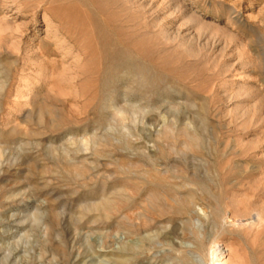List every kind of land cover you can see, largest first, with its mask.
<instances>
[{
    "label": "rangeland",
    "instance_id": "obj_1",
    "mask_svg": "<svg viewBox=\"0 0 264 264\" xmlns=\"http://www.w3.org/2000/svg\"><path fill=\"white\" fill-rule=\"evenodd\" d=\"M213 241L264 264V0H0V264Z\"/></svg>",
    "mask_w": 264,
    "mask_h": 264
},
{
    "label": "bare ground",
    "instance_id": "obj_2",
    "mask_svg": "<svg viewBox=\"0 0 264 264\" xmlns=\"http://www.w3.org/2000/svg\"><path fill=\"white\" fill-rule=\"evenodd\" d=\"M199 233V232H198ZM201 238V237H199ZM197 240V239H196ZM201 241V240H200ZM219 241V240H218ZM206 262L207 264H233L231 248L223 243L211 242ZM127 261V260H126ZM205 261V260H204Z\"/></svg>",
    "mask_w": 264,
    "mask_h": 264
}]
</instances>
